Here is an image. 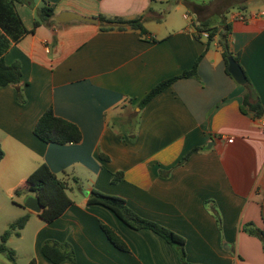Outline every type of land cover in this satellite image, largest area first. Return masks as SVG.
I'll return each instance as SVG.
<instances>
[{
    "label": "crops",
    "instance_id": "0c3cea01",
    "mask_svg": "<svg viewBox=\"0 0 264 264\" xmlns=\"http://www.w3.org/2000/svg\"><path fill=\"white\" fill-rule=\"evenodd\" d=\"M43 1H9L28 31L18 40L0 29L4 61L21 68L18 84L0 86V189L16 192L41 164L70 186L72 177L79 181L68 192L72 203L53 221L26 208V224L39 223L36 264H73L46 259L39 249L45 239L69 242L75 264H181L174 246L152 230L133 229L108 208L87 204L92 189L122 197L140 216L182 236L190 264H264L260 238L243 230L248 222L264 227V113L256 118L243 105L247 91L264 109V0L227 14L230 49L245 85L226 72L216 37L209 48L206 36L196 37L182 0L172 6L166 0H45L54 14L34 27ZM65 11L122 20L144 14L147 34L125 22L101 30L100 21H57ZM202 18L212 25L218 20ZM198 57L197 77L178 78L137 106L152 86L191 69ZM48 107L78 126L79 142L46 143L34 135ZM196 146L203 149L183 160ZM118 171L122 178L112 182ZM100 224L128 251L116 248Z\"/></svg>",
    "mask_w": 264,
    "mask_h": 264
},
{
    "label": "trees",
    "instance_id": "16d2710c",
    "mask_svg": "<svg viewBox=\"0 0 264 264\" xmlns=\"http://www.w3.org/2000/svg\"><path fill=\"white\" fill-rule=\"evenodd\" d=\"M12 2V0H9ZM0 2V29L3 33L9 36L12 40H18L22 34L28 32L21 23L20 18L14 12L10 2ZM21 3H28L29 0H16ZM155 2V0H150ZM248 0H210L207 3L196 2L193 0H182L185 4L188 12L195 13L197 18L193 23L195 29V35L197 38H201L203 34H206L205 48H209L214 38H217V44L221 48L222 57L227 70V57L232 55L239 63L238 55L233 53L230 49V35L231 24L227 21L228 12L233 9H241L245 2ZM178 0H166L169 6L175 5ZM164 13V12H162ZM54 14L53 6L47 1H43V4L37 9L33 26L36 27L44 23L49 17ZM205 14L214 15L218 20L216 24L212 25L207 19L202 18ZM145 15H137L129 20H122L119 17H106L98 15L100 21V29H112L123 28L121 26H114L113 23L125 22L133 29H137L141 34H147V30L143 26V20ZM160 20V18L158 19ZM5 35L0 34V86L7 84H18L21 78L20 63L15 61L11 64H7L1 52L6 48L7 43ZM200 57H198L191 69L184 70L177 75L165 78L157 82L151 89L137 102V106L142 109L156 94L170 86L176 79L188 76L197 77L196 67ZM246 76V75H245ZM247 79V77H246ZM247 83L249 80L247 79ZM247 88V87H246ZM18 101L23 102L22 92L17 90ZM243 105L253 112L254 117L260 118L264 109L259 100L251 101L249 93L246 91L243 97ZM138 116V113H136ZM33 133L36 137L46 143L56 144H68L77 143L81 140V131L78 126L62 117L54 114L51 107L45 109V111L39 116L34 127ZM203 147L196 146L191 148L183 157V160H187L188 157L198 150H202ZM4 155V151L0 145V160ZM122 178V172H114L112 174L111 181L117 182ZM72 186L68 183L67 179H60L45 164H41L34 172H32L22 183L21 187L16 190H27L39 200L42 205V210L38 213V216L45 222H51L60 216L63 211L72 203L67 195V191L71 190L73 186L78 184L76 177L71 178ZM87 204H100L109 210H111L120 220L133 229H150L164 240L170 243L176 249L178 259L181 264H190L186 260L185 240L182 236L168 229L167 227L146 219L132 210L126 201L117 195L103 193L96 189H92L87 197ZM216 216L218 225L220 226V216L216 209L213 210ZM29 214L26 213L15 222L10 224V229L5 230L1 235L0 240V254H4L11 262L15 261L13 250L6 246L11 230L18 229L14 233L19 236L20 231L27 222ZM100 227L107 239L119 250L128 251L127 245L117 235V233L108 225L100 224ZM243 230L249 234L255 235L260 238L262 247L264 249V227L258 228L253 223L248 222L243 226ZM40 253L49 261L53 263H59L63 261H69L75 264V255L72 245L69 242H60L53 239H45L40 244ZM27 264H36V261H30Z\"/></svg>",
    "mask_w": 264,
    "mask_h": 264
},
{
    "label": "rangeland",
    "instance_id": "374dc122",
    "mask_svg": "<svg viewBox=\"0 0 264 264\" xmlns=\"http://www.w3.org/2000/svg\"><path fill=\"white\" fill-rule=\"evenodd\" d=\"M74 189L75 185L73 186ZM68 192L69 190L67 191V195ZM30 195H33L32 192L23 189L11 193V195H8L0 189V240L2 233L10 229V224L26 213L27 210L23 203ZM38 225L39 223L35 218H32L23 227L24 229L19 230L22 233L21 236H17L14 233L18 229L11 230L10 236L5 244L13 250L15 261L11 262L4 254H0V264H27L35 260L34 232Z\"/></svg>",
    "mask_w": 264,
    "mask_h": 264
},
{
    "label": "water",
    "instance_id": "95a60500",
    "mask_svg": "<svg viewBox=\"0 0 264 264\" xmlns=\"http://www.w3.org/2000/svg\"><path fill=\"white\" fill-rule=\"evenodd\" d=\"M55 19L59 22H66L72 19H77V20L86 21V22L93 23V24L99 23V20L96 17H87V16L79 15L74 12H70V11L61 12L59 16L55 17ZM113 24H117L121 26L125 25L124 22H117ZM227 70L230 73V75L233 77L236 83L240 85L247 84V79L243 72L242 67L240 66L238 61L234 59L232 55L227 57ZM23 205L25 208L35 213H39L43 208L42 205L39 203V200L34 195L28 196L25 199Z\"/></svg>",
    "mask_w": 264,
    "mask_h": 264
},
{
    "label": "built area",
    "instance_id": "2783aa9c",
    "mask_svg": "<svg viewBox=\"0 0 264 264\" xmlns=\"http://www.w3.org/2000/svg\"><path fill=\"white\" fill-rule=\"evenodd\" d=\"M186 15H187V17H188L190 20H192V23L195 22L196 17H195V15H194L193 13L188 12ZM240 18L243 19V20H245V17H243L242 15H240ZM203 35L206 36L205 33H204Z\"/></svg>",
    "mask_w": 264,
    "mask_h": 264
}]
</instances>
